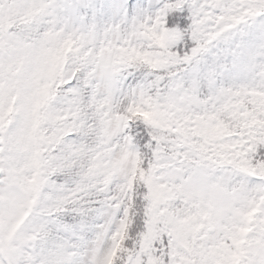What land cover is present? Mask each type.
Returning a JSON list of instances; mask_svg holds the SVG:
<instances>
[{
    "label": "snow or ice",
    "instance_id": "snow-or-ice-1",
    "mask_svg": "<svg viewBox=\"0 0 264 264\" xmlns=\"http://www.w3.org/2000/svg\"><path fill=\"white\" fill-rule=\"evenodd\" d=\"M0 264H264V0H0Z\"/></svg>",
    "mask_w": 264,
    "mask_h": 264
}]
</instances>
